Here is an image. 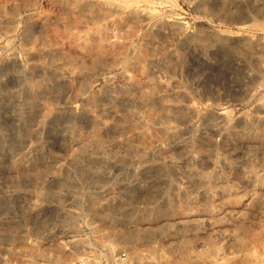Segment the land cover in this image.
<instances>
[{
  "label": "rangeland",
  "instance_id": "rangeland-1",
  "mask_svg": "<svg viewBox=\"0 0 264 264\" xmlns=\"http://www.w3.org/2000/svg\"><path fill=\"white\" fill-rule=\"evenodd\" d=\"M0 264H264V0H0Z\"/></svg>",
  "mask_w": 264,
  "mask_h": 264
},
{
  "label": "bare ground",
  "instance_id": "bare-ground-1",
  "mask_svg": "<svg viewBox=\"0 0 264 264\" xmlns=\"http://www.w3.org/2000/svg\"><path fill=\"white\" fill-rule=\"evenodd\" d=\"M135 101H136V100H135ZM89 111H90V110H89ZM136 119H137V117H136ZM154 119H155V118H154ZM160 123H161V122H160ZM166 123H167V122H166ZM105 148H106V147H105ZM94 156H95V157H98L99 155L95 154Z\"/></svg>",
  "mask_w": 264,
  "mask_h": 264
}]
</instances>
